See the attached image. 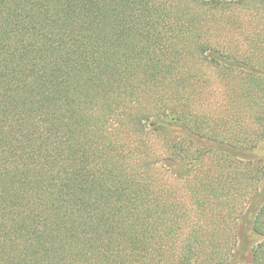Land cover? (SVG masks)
I'll use <instances>...</instances> for the list:
<instances>
[{"label":"trees","instance_id":"1","mask_svg":"<svg viewBox=\"0 0 264 264\" xmlns=\"http://www.w3.org/2000/svg\"><path fill=\"white\" fill-rule=\"evenodd\" d=\"M264 0H0V264H264Z\"/></svg>","mask_w":264,"mask_h":264},{"label":"rangeland","instance_id":"2","mask_svg":"<svg viewBox=\"0 0 264 264\" xmlns=\"http://www.w3.org/2000/svg\"><path fill=\"white\" fill-rule=\"evenodd\" d=\"M260 149L261 150L259 152L261 153V156L263 155V157H264V143L262 144Z\"/></svg>","mask_w":264,"mask_h":264}]
</instances>
